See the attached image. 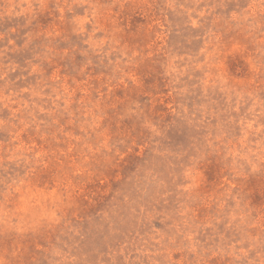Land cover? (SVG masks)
I'll return each instance as SVG.
<instances>
[{"label":"rangeland","instance_id":"obj_1","mask_svg":"<svg viewBox=\"0 0 264 264\" xmlns=\"http://www.w3.org/2000/svg\"><path fill=\"white\" fill-rule=\"evenodd\" d=\"M0 264H264V0H0Z\"/></svg>","mask_w":264,"mask_h":264}]
</instances>
